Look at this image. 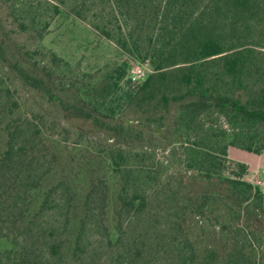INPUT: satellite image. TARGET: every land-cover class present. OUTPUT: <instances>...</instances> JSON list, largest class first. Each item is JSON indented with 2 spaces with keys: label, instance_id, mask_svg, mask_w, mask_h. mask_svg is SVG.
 Instances as JSON below:
<instances>
[{
  "label": "trees",
  "instance_id": "1",
  "mask_svg": "<svg viewBox=\"0 0 264 264\" xmlns=\"http://www.w3.org/2000/svg\"><path fill=\"white\" fill-rule=\"evenodd\" d=\"M115 2L127 58L94 72L45 48L34 17L0 20V95L17 83L44 101L21 122L17 101L0 111V264H264L263 193L226 160L264 149V0ZM129 60L150 73L133 83ZM140 135L170 139L180 170L140 167L123 143Z\"/></svg>",
  "mask_w": 264,
  "mask_h": 264
},
{
  "label": "rangeland",
  "instance_id": "2",
  "mask_svg": "<svg viewBox=\"0 0 264 264\" xmlns=\"http://www.w3.org/2000/svg\"><path fill=\"white\" fill-rule=\"evenodd\" d=\"M52 6L57 7L60 12H55ZM119 7V2H115V0H0V20L12 29L19 30L20 22L29 28V20L34 17V27L43 32L41 43L45 48L52 50L71 65H78L84 72H94L109 63L127 58L116 43L119 38L118 27H121L124 34L127 33L129 27L128 19L118 11ZM94 26H98L99 29H95ZM102 26H105L106 31L109 32V37L101 33ZM150 26L152 28L153 23ZM30 34H34L31 29H29ZM148 36L147 29H144L142 38L145 46L149 45ZM128 62L132 70L129 71L131 77L138 76L139 78L151 71L150 66L146 63L132 60ZM15 84L11 95H0V111L7 100L17 101L18 112L13 117L21 122L26 114L35 110L34 107L42 106L44 101L38 96H35L34 101V98L31 97L33 94L27 93L26 89L20 88L17 83ZM75 125L78 126L77 134L79 133L81 136L75 135L71 142L83 143L87 135L84 132L86 127L74 123L73 126ZM31 128L28 131L23 130L21 135L18 134L17 140L20 142L27 141V136L33 132ZM168 142L170 139L167 137L163 139L158 135L153 137L145 135L144 138V135H140L139 137L131 136L123 143L127 144L128 147L136 145L142 147L138 151L137 164L146 171L157 172L158 175L164 176L171 172L177 173L180 170L177 155L171 156L170 148L165 146ZM226 160L230 163L237 162L246 165L247 171L243 176L244 180L250 174L257 172L259 181L263 183L262 186L258 187L264 196V174L261 173L264 170V149L261 154H256L231 147L228 149ZM42 217L40 223L47 228L56 221L58 215L49 206ZM211 223L212 221H209V224ZM207 224L206 222L205 226ZM97 238L98 234L95 231L88 230L84 241L92 247L94 245L93 248H95ZM194 244L195 247L199 244L200 248L204 245L200 240Z\"/></svg>",
  "mask_w": 264,
  "mask_h": 264
},
{
  "label": "built area",
  "instance_id": "3",
  "mask_svg": "<svg viewBox=\"0 0 264 264\" xmlns=\"http://www.w3.org/2000/svg\"><path fill=\"white\" fill-rule=\"evenodd\" d=\"M129 77L133 83H138L139 81H141L144 78V76H140L139 78H138V76L131 77V72L129 73ZM261 173L264 174V170H262ZM257 176H258V173L256 172L254 174H250L249 177L245 178V179H246V181H248L251 184L254 183V185H256V186H262L263 183L261 181H259Z\"/></svg>",
  "mask_w": 264,
  "mask_h": 264
}]
</instances>
